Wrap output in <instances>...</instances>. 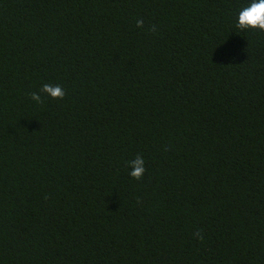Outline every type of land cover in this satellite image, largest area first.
<instances>
[{
    "label": "trees",
    "instance_id": "trees-1",
    "mask_svg": "<svg viewBox=\"0 0 264 264\" xmlns=\"http://www.w3.org/2000/svg\"><path fill=\"white\" fill-rule=\"evenodd\" d=\"M249 2L0 0V264H264Z\"/></svg>",
    "mask_w": 264,
    "mask_h": 264
},
{
    "label": "clouds",
    "instance_id": "clouds-1",
    "mask_svg": "<svg viewBox=\"0 0 264 264\" xmlns=\"http://www.w3.org/2000/svg\"><path fill=\"white\" fill-rule=\"evenodd\" d=\"M136 26L138 28H144V21L138 19L136 21ZM236 28L242 31L251 29L264 32V0H250V2L239 11ZM148 31L155 34L158 31V26L153 24ZM41 93L54 100H63L67 95L60 85L45 83L39 89V92H31L29 94L31 100L42 105L44 99ZM127 167L130 169L129 175L135 180H142L147 171L145 159L141 155H137L134 160L127 161ZM194 236L200 240L204 239L200 231L194 233Z\"/></svg>",
    "mask_w": 264,
    "mask_h": 264
}]
</instances>
